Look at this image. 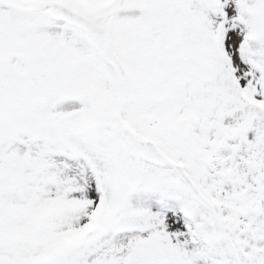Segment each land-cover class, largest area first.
Returning a JSON list of instances; mask_svg holds the SVG:
<instances>
[{
    "label": "snow or ice",
    "instance_id": "6c2138e0",
    "mask_svg": "<svg viewBox=\"0 0 264 264\" xmlns=\"http://www.w3.org/2000/svg\"><path fill=\"white\" fill-rule=\"evenodd\" d=\"M0 264H264V0H0Z\"/></svg>",
    "mask_w": 264,
    "mask_h": 264
}]
</instances>
